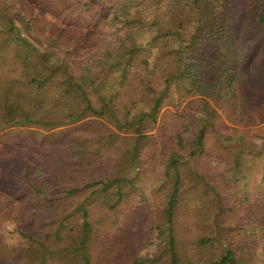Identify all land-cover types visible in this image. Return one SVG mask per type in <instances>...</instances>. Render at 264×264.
Returning a JSON list of instances; mask_svg holds the SVG:
<instances>
[{
    "label": "trees",
    "instance_id": "obj_1",
    "mask_svg": "<svg viewBox=\"0 0 264 264\" xmlns=\"http://www.w3.org/2000/svg\"><path fill=\"white\" fill-rule=\"evenodd\" d=\"M18 19L60 56L47 58ZM191 27L194 37L183 46ZM2 70L0 192L13 184L19 201L0 212H13V231L31 250L25 264H95L96 249L122 255L119 214L127 228L143 210L137 181L158 158L190 184L166 191L164 183L161 252L149 259L129 252L127 264H264V141L252 150L228 134V123L249 126L264 107V0H0ZM75 87L85 96L80 105ZM185 103L173 114L174 138L153 150V132L167 128L166 109ZM211 152L246 155L249 174L236 159L223 178L207 162ZM191 184L201 199L191 202L199 209L194 222L178 210L179 190ZM239 231L259 243L238 244ZM218 242L221 253L206 258Z\"/></svg>",
    "mask_w": 264,
    "mask_h": 264
},
{
    "label": "rangeland",
    "instance_id": "obj_2",
    "mask_svg": "<svg viewBox=\"0 0 264 264\" xmlns=\"http://www.w3.org/2000/svg\"><path fill=\"white\" fill-rule=\"evenodd\" d=\"M174 2H190V0H172ZM211 17V14L209 11H207V18L209 19ZM18 25L27 33L36 43H38L45 51V54L47 58L49 59H57L60 56V50L59 47L52 41L46 40L45 38L32 33L28 30L25 23L18 19L17 21ZM196 32V27H191L186 29L183 32L182 40L185 41L184 44H188L192 41L194 34ZM168 60L171 61V63H176L178 61L179 56L178 53H172L168 57ZM1 75L4 74V70L1 71ZM8 73L6 72V75ZM71 97L73 100L78 104H82L85 100V96L83 92L80 90L79 87H75L72 90ZM186 103L178 110L177 108L168 107L166 110L171 112L168 114V118L171 121H166L167 128L166 129H159V132L157 133V130L153 132L154 135L158 134L155 141L151 143V146L153 147V150H155L156 143L164 142L165 137L170 136L171 138H174V135L172 134L171 129L169 127H172L171 124H175L176 126V117L173 115L174 113H178L183 110ZM258 109V108H257ZM229 124V130L228 134L233 135L235 134L236 137H241L243 143H248L254 148H251L252 150H255V144H262L264 141L262 137H264V107L262 106L261 110H256V113L252 115L250 119L249 126H242L237 127ZM169 129V131H167ZM177 131V129H176ZM229 135H223L221 134L219 138L226 139ZM235 140V137H234ZM241 142V144H242ZM10 143V142H9ZM215 143V139L211 141V144ZM12 141L9 146H11ZM5 144L0 142V153L5 149ZM2 156L0 155V158ZM246 155H240L238 158H233L231 155H219L215 156V153H209L207 157V162L211 163L214 172H217V174H223V178H227L226 170H228L231 166L235 167L236 162L240 163L242 171H244L246 175L249 174L248 171V160L246 159ZM233 159V160H232ZM236 159L238 161H236ZM231 161H233L231 163ZM236 161V162H235ZM152 162L155 164L154 171L150 170V175L148 174L145 178V181H137L139 182L138 187H141L143 192L142 194H145V201L143 199L141 201L144 202V204H138L136 206H144L143 210H146L144 212L143 210L136 214L135 216L128 217V227H125V223H123V216L119 214V220L120 223H122L121 232L122 235L119 238V242L123 244L124 252L122 255H112V254H100L99 250L96 249L94 254V263L95 264H127V259L129 252H135L138 254V258L143 259H149L153 257V255H159L161 252V246L159 245L158 235L160 232H163L167 228V219H166V213L164 212V207L166 206L165 197L162 196V193L165 192V188L167 187V190L173 189L174 185H180L182 186L185 183L190 184L191 179H187V176L183 173L184 178H179L177 174L175 173H168V170L163 169V161L158 159H152ZM182 176V177H183ZM230 176V174H229ZM1 181V180H0ZM228 181V180H226ZM222 181H220L221 183ZM166 184L165 188H162V186ZM192 188H181L179 190L180 198L178 202V210L181 211V213L185 212V217L190 215V220L192 222L195 221V218L199 215V209L197 207H194L191 202L193 201H200L201 199H195L196 195L199 193L197 190V187L195 184H191ZM1 189V188H0ZM5 192H0V207H6L10 208L19 200L17 199V194L14 190V185L5 184L4 188ZM233 192V190H232ZM9 198V199H8ZM135 200V199H134ZM138 199L136 198V201ZM202 200H209V198H202ZM134 203V202H133ZM147 203V204H146ZM131 205V204H130ZM147 205V206H145ZM188 205V206H187ZM180 206V207H179ZM182 206H184L182 208ZM210 212L213 211L211 217L214 218V215L216 216L218 214V211L216 209V206L209 205ZM182 208V209H180ZM191 208L190 212L189 209ZM5 210L0 212V250L4 251V258H5V264H25V259L27 256L31 254V250L27 251V248L22 245V239L20 236H18L17 233L13 231V223H12V217L13 212L12 210ZM129 211L127 210V213ZM141 213V214H140ZM122 220V222H121ZM245 224H250L251 227H255V223L250 222V219L248 221H245ZM180 227H184V224L180 221ZM160 231V232H159ZM159 232V234H158ZM257 235H254L252 233L239 231L237 232V235L235 234L234 239L235 241L239 242L238 244L247 243L250 245H256L259 243V238H257ZM230 240V239H229ZM258 249V248H257ZM223 250V243H215L210 244L204 251V256L208 259H214L216 258L221 251ZM165 259V257H164ZM168 259V258H167ZM207 260V259H205ZM204 261V260H203ZM259 261H264V253L262 254V248L260 247V257ZM139 264H143L140 262Z\"/></svg>",
    "mask_w": 264,
    "mask_h": 264
}]
</instances>
